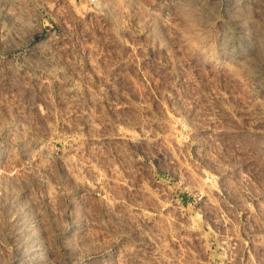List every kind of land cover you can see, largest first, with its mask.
I'll list each match as a JSON object with an SVG mask.
<instances>
[{
	"label": "clouds",
	"instance_id": "clouds-1",
	"mask_svg": "<svg viewBox=\"0 0 264 264\" xmlns=\"http://www.w3.org/2000/svg\"><path fill=\"white\" fill-rule=\"evenodd\" d=\"M26 3L25 29L15 35L0 29V93L16 87L29 99L19 120L0 113V198L31 176L19 202L41 222L42 210L52 215L42 189L55 181L79 223L65 234L74 243L58 247L53 259L264 264V232L242 235L236 224L222 242L198 243L200 236L173 231V243L167 232L154 231L137 199L149 183L175 181L176 173L182 182L185 170L218 173L222 184L229 163L247 174L249 160L264 157V132L257 134L264 129V55L250 52L238 63L215 55L211 27L184 0H142L144 19L133 23L127 0ZM110 5L120 12L123 35L105 22ZM141 57L146 67L163 61L161 70L172 75L155 90L147 75L133 86L125 73L133 64L139 71ZM217 130L227 134L217 137ZM33 184L41 189L35 200ZM208 234L216 236L211 226Z\"/></svg>",
	"mask_w": 264,
	"mask_h": 264
},
{
	"label": "rangeland",
	"instance_id": "rangeland-1",
	"mask_svg": "<svg viewBox=\"0 0 264 264\" xmlns=\"http://www.w3.org/2000/svg\"><path fill=\"white\" fill-rule=\"evenodd\" d=\"M184 3L195 10L205 26L211 27L215 40L214 54L224 61L238 63L250 52L264 55V0H184ZM127 6L133 13L130 23L144 19L138 11L142 8V0H127ZM28 7L30 5L26 0H0V29L6 27L13 35L24 30ZM105 11V22L111 32L123 35L127 29L119 10L110 5ZM148 23L150 21L145 23V27ZM2 49L3 45H0ZM143 60L141 57L137 62L139 71L135 70L137 66L133 64L130 66L133 70L125 73L133 86L147 75L155 90L163 83L165 76L172 75L170 71L166 73L161 70L163 61H159L156 67H146ZM17 86L22 85L17 83ZM28 103L27 92L17 94L16 87L0 93V113L5 119H11L9 112L18 120L21 119L17 113L21 106H27ZM260 132H264V129L258 130L257 134ZM226 134V131L216 132L217 137ZM253 155L256 153L253 152ZM261 160L264 157L257 156L249 160L252 167L247 174L229 163L230 170L226 173V179L221 178L224 180L222 184L217 180L218 173L205 176L194 168L185 170L182 182L180 173H176L178 178L175 181H158V187L149 183L150 191L142 193L137 199L145 205L144 215L151 220L154 231L158 234L167 232L173 243V231H179L180 236L187 235L190 240L200 236L202 239L198 243L222 242L228 235H234L232 230L236 224H239L242 235L246 229L261 233L264 232L261 227L264 225V163ZM224 164L221 161L217 167L223 168ZM32 179L31 176L25 177L15 185V193L11 187L7 189V200L0 198V264H62L59 258L53 259L57 248L64 251L74 243L75 238L66 240L65 234L70 227L79 223V218L76 212H69L68 202L54 180L49 178L51 182L42 189L52 209L51 217L42 210L40 222L33 218L27 202H19V194L23 191L21 185L30 184ZM216 185L220 186V192L215 190ZM29 190L34 200L40 195L41 189L35 184ZM145 196L150 198L145 200ZM209 196L213 199L210 200ZM220 209H223V213ZM12 216L16 217L14 223L11 222ZM209 226L216 236L208 234Z\"/></svg>",
	"mask_w": 264,
	"mask_h": 264
}]
</instances>
